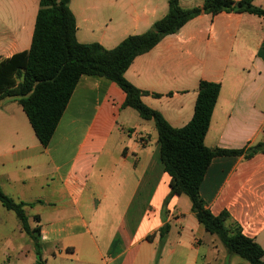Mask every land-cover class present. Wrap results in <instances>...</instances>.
Returning a JSON list of instances; mask_svg holds the SVG:
<instances>
[{
    "label": "crops",
    "instance_id": "obj_1",
    "mask_svg": "<svg viewBox=\"0 0 264 264\" xmlns=\"http://www.w3.org/2000/svg\"><path fill=\"white\" fill-rule=\"evenodd\" d=\"M16 1L0 3V60L30 48L39 0ZM201 3L179 0L183 9ZM253 5L264 11V0ZM69 9L78 43L113 49L163 18L168 0H70ZM124 78L174 129L191 120L199 82L218 83L204 145L241 150L264 141L262 17L201 14L137 56ZM124 101L114 82L81 76L46 147L22 108L0 101V190L33 204L24 211L42 263L248 264L205 232L187 196L169 195L154 124ZM199 194L264 251V153L214 158ZM4 210L0 264H38L33 240Z\"/></svg>",
    "mask_w": 264,
    "mask_h": 264
},
{
    "label": "trees",
    "instance_id": "obj_2",
    "mask_svg": "<svg viewBox=\"0 0 264 264\" xmlns=\"http://www.w3.org/2000/svg\"><path fill=\"white\" fill-rule=\"evenodd\" d=\"M253 1L202 0L200 6L183 9L179 0H168L166 15L147 32L128 36L113 49H104L96 43L77 42L70 0H39L30 48L0 60V101L9 99L16 102L40 144L46 147L81 76L114 82L125 94L123 108L135 110L143 121L154 124L160 145V161L170 178L169 195L187 196L198 223L206 233L217 236L229 254L248 264H264L263 249L253 239L244 236L236 224L228 223V213L214 216L199 194L206 170L214 158L241 155L249 158L255 153H264V141L241 150L209 149L204 145L220 92L218 83L199 82L191 120L174 129L158 112L142 103L141 98L147 93L136 89L124 78L125 71L137 56L150 51L164 37L177 33L189 20L201 14L232 12L264 18V11L255 7ZM0 204L14 213L22 231L34 242L38 264H43L40 247L24 211L25 206L33 204L14 202L1 190ZM34 220L38 221V217ZM167 232V226L160 229V238L163 239Z\"/></svg>",
    "mask_w": 264,
    "mask_h": 264
},
{
    "label": "rangeland",
    "instance_id": "obj_3",
    "mask_svg": "<svg viewBox=\"0 0 264 264\" xmlns=\"http://www.w3.org/2000/svg\"><path fill=\"white\" fill-rule=\"evenodd\" d=\"M0 3H1V5L6 4L5 8H3V9H7V8H12V5L16 6L17 1L16 0H0ZM2 12H3V10H2ZM134 113H136V112L134 111ZM0 211L5 212V210L1 206H0Z\"/></svg>",
    "mask_w": 264,
    "mask_h": 264
}]
</instances>
